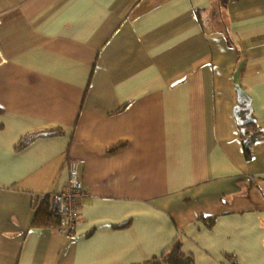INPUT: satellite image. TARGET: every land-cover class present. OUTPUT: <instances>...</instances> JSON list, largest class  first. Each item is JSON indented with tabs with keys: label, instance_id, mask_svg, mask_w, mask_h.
Returning <instances> with one entry per match:
<instances>
[{
	"label": "crops",
	"instance_id": "1",
	"mask_svg": "<svg viewBox=\"0 0 264 264\" xmlns=\"http://www.w3.org/2000/svg\"><path fill=\"white\" fill-rule=\"evenodd\" d=\"M0 19V264H144L175 241L264 264V139L247 159L235 117L240 86L264 130V0H0ZM72 161L76 230L31 227Z\"/></svg>",
	"mask_w": 264,
	"mask_h": 264
},
{
	"label": "trees",
	"instance_id": "2",
	"mask_svg": "<svg viewBox=\"0 0 264 264\" xmlns=\"http://www.w3.org/2000/svg\"><path fill=\"white\" fill-rule=\"evenodd\" d=\"M215 13L213 14V18ZM242 109L240 112V116L243 120L246 119L249 111L244 109V105H241ZM119 109L118 111H121ZM254 119V116H252ZM243 131L242 141L245 156L247 159H251L252 157V148L254 144L264 139V130L258 125L257 122H250L241 127ZM52 133V132H51ZM53 134V133H52ZM31 142V137H25L17 146V150H21L28 146ZM122 146V144L114 147L115 149ZM35 213L32 219L31 227L33 228H53L60 229L64 223L59 217L55 216L50 208V196H45L43 199L36 203ZM201 219L205 220V222L209 225V228L213 227V222L217 219V216L214 217H201ZM182 242L175 241L173 245L169 249H167L162 255L159 257H155L152 260L144 263V264H195L194 258L191 255H186L183 253Z\"/></svg>",
	"mask_w": 264,
	"mask_h": 264
},
{
	"label": "built area",
	"instance_id": "3",
	"mask_svg": "<svg viewBox=\"0 0 264 264\" xmlns=\"http://www.w3.org/2000/svg\"><path fill=\"white\" fill-rule=\"evenodd\" d=\"M0 19V25H1ZM88 195L80 177L79 164L72 161L69 165L67 186L50 195L52 213L63 220L64 225L59 229L62 233L72 234L77 228L79 205Z\"/></svg>",
	"mask_w": 264,
	"mask_h": 264
},
{
	"label": "water",
	"instance_id": "4",
	"mask_svg": "<svg viewBox=\"0 0 264 264\" xmlns=\"http://www.w3.org/2000/svg\"><path fill=\"white\" fill-rule=\"evenodd\" d=\"M236 91L238 94L239 106L235 110V117L238 122V125L242 127L250 122H255V120L252 118L251 98L245 93V91L240 86L236 87ZM241 105H244V109L249 111V114L247 115L245 120H243L240 116V112L242 109ZM243 131L244 130H242V132Z\"/></svg>",
	"mask_w": 264,
	"mask_h": 264
},
{
	"label": "rangeland",
	"instance_id": "5",
	"mask_svg": "<svg viewBox=\"0 0 264 264\" xmlns=\"http://www.w3.org/2000/svg\"><path fill=\"white\" fill-rule=\"evenodd\" d=\"M156 257H159V255H157Z\"/></svg>",
	"mask_w": 264,
	"mask_h": 264
},
{
	"label": "bare ground",
	"instance_id": "6",
	"mask_svg": "<svg viewBox=\"0 0 264 264\" xmlns=\"http://www.w3.org/2000/svg\"><path fill=\"white\" fill-rule=\"evenodd\" d=\"M53 194V193H52ZM50 196V195H49Z\"/></svg>",
	"mask_w": 264,
	"mask_h": 264
}]
</instances>
